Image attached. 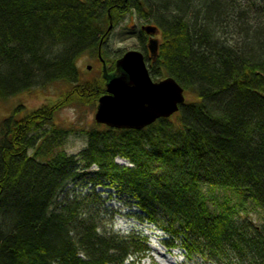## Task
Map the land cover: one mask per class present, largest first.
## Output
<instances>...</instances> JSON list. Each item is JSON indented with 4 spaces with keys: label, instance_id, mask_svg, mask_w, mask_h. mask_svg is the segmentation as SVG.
Listing matches in <instances>:
<instances>
[{
    "label": "trees",
    "instance_id": "1",
    "mask_svg": "<svg viewBox=\"0 0 264 264\" xmlns=\"http://www.w3.org/2000/svg\"><path fill=\"white\" fill-rule=\"evenodd\" d=\"M134 11L163 37L152 61L139 35L153 80L173 77L186 103L142 130L96 122L84 132L86 148L68 155L73 130L56 115L97 105L106 93L105 79L86 80L78 61H98L108 28ZM55 83L72 87L25 115L19 108L0 117V264L146 256V239L100 233L88 209L97 196L58 200L80 171L95 187L128 194L144 215L138 220L170 233L164 244L188 259L264 264V221L242 217L227 199L213 209L203 189L234 191L264 218V0H0V104Z\"/></svg>",
    "mask_w": 264,
    "mask_h": 264
},
{
    "label": "rangeland",
    "instance_id": "2",
    "mask_svg": "<svg viewBox=\"0 0 264 264\" xmlns=\"http://www.w3.org/2000/svg\"><path fill=\"white\" fill-rule=\"evenodd\" d=\"M238 1L247 2L250 0ZM146 22V20L134 11L125 16L116 27H109L108 31L111 30L110 35L105 42L104 48L100 46L98 53L100 60L99 58L97 59L99 62L96 59H91L88 55H84L78 61V66L82 70L83 77H86V80L103 78L101 73L103 66L100 63L102 65L106 63L108 66L110 61L116 62L122 54L129 50H139L144 53L139 35L142 31V26L147 24ZM155 37L162 40L161 31L159 34H155ZM146 64L150 68V64L148 62ZM71 87L72 85L69 84L55 83L44 89L35 88L31 92H25L11 97L10 100L3 101L0 104V117H8L12 111L19 108L21 109L19 111L21 116L25 115L30 110H35L45 104L51 103V100L54 101L59 98L66 90H70ZM97 105L93 104V106L90 105L83 108L80 106H66L56 115L54 120L58 125L73 130V133L64 139L63 150L68 155H79L86 148L87 135L84 132L88 128L94 127L96 123L94 117L96 115ZM116 162L120 165H130L127 159L121 157H117ZM96 169L97 167L94 166L90 171L93 172ZM79 173L81 174L76 180L69 182L65 186L58 200L63 202L68 198V200L73 201L84 196H91V199H94L97 196V201L91 204L88 209L91 214L96 215L101 234L105 237L113 235L129 237L136 235L140 239H146L147 250H149V252H146V256L144 253L137 252L125 264H210L201 258H193L190 260L182 250L173 249L172 253H170L169 247H166L162 239H159L160 236L153 234V231H156V233L159 231L163 232L164 234H158L172 238L170 233L164 232L158 225L150 224L148 221L142 222L138 220L144 215L136 207L134 200L128 194L116 186L98 185L95 187L93 183H88V177L82 175L84 171H80ZM203 189L213 209H217L219 204H222L227 199V201L231 200L232 203L241 205L240 212L242 217L252 219L256 224H261L264 221L262 210L250 200L243 201L234 191L212 188L211 186H205ZM86 213L85 210L82 214L83 217L88 216ZM178 252H182L183 255L177 254ZM182 260H185V262L181 263Z\"/></svg>",
    "mask_w": 264,
    "mask_h": 264
},
{
    "label": "water",
    "instance_id": "3",
    "mask_svg": "<svg viewBox=\"0 0 264 264\" xmlns=\"http://www.w3.org/2000/svg\"><path fill=\"white\" fill-rule=\"evenodd\" d=\"M112 28V25L110 26ZM148 35L159 34L157 26L142 27ZM160 41L151 38L152 60L159 54ZM106 93L98 100L95 121L112 128L142 130L161 118H171L186 102L185 91L173 77L153 81L145 55L129 50L115 62L114 71L104 63Z\"/></svg>",
    "mask_w": 264,
    "mask_h": 264
},
{
    "label": "flooded vegetation",
    "instance_id": "4",
    "mask_svg": "<svg viewBox=\"0 0 264 264\" xmlns=\"http://www.w3.org/2000/svg\"><path fill=\"white\" fill-rule=\"evenodd\" d=\"M150 38H151V36H147L146 39H145V41H146L145 43H146V45H147V48H148V43H149V39H150ZM148 52H149V50H148Z\"/></svg>",
    "mask_w": 264,
    "mask_h": 264
}]
</instances>
